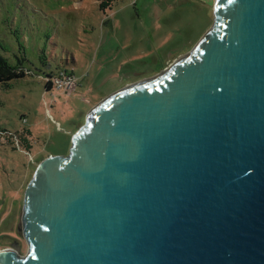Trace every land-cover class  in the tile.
I'll list each match as a JSON object with an SVG mask.
<instances>
[{"label":"water","instance_id":"water-1","mask_svg":"<svg viewBox=\"0 0 264 264\" xmlns=\"http://www.w3.org/2000/svg\"><path fill=\"white\" fill-rule=\"evenodd\" d=\"M94 106L24 191L0 264H264V0Z\"/></svg>","mask_w":264,"mask_h":264},{"label":"rangeland","instance_id":"rangeland-1","mask_svg":"<svg viewBox=\"0 0 264 264\" xmlns=\"http://www.w3.org/2000/svg\"><path fill=\"white\" fill-rule=\"evenodd\" d=\"M202 0H119L106 14L95 0H0V44L9 65L32 76L0 84V251L19 248L24 191L33 166L65 158L87 113L127 85L187 55L213 24ZM71 69L73 87L45 93L38 78ZM29 131L28 154L15 142Z\"/></svg>","mask_w":264,"mask_h":264},{"label":"trees","instance_id":"trees-1","mask_svg":"<svg viewBox=\"0 0 264 264\" xmlns=\"http://www.w3.org/2000/svg\"><path fill=\"white\" fill-rule=\"evenodd\" d=\"M95 1L98 10L101 13L106 14V12L111 11L114 4L117 3L119 0H95ZM4 52H6V49L3 45L0 44V84H8L12 80L21 79L24 78L25 76H32L31 71L25 69L23 66V62L26 61L25 58L24 59L21 58L20 60H17L16 65L11 66L7 62L6 58L3 56ZM66 76H75V75L71 69L58 67L57 69L51 70V72H49L48 74H45L43 76H38V78L42 80V82H44L45 93H49V92L51 93L54 89L53 88L54 80ZM5 132L6 131H0V134H3ZM19 136L20 139L15 140V142L17 143V145L18 143L19 145L21 143L22 146L25 148L22 149V151L28 154L29 153L28 150L31 149V144L27 137H30L31 133L29 131H25V133H21ZM43 159H41L37 164L33 166L34 170L32 171V174L34 173L38 164Z\"/></svg>","mask_w":264,"mask_h":264},{"label":"built area","instance_id":"built-area-1","mask_svg":"<svg viewBox=\"0 0 264 264\" xmlns=\"http://www.w3.org/2000/svg\"><path fill=\"white\" fill-rule=\"evenodd\" d=\"M75 83V76H66L60 79H55L53 82V90L68 89L70 90Z\"/></svg>","mask_w":264,"mask_h":264},{"label":"crops","instance_id":"crops-1","mask_svg":"<svg viewBox=\"0 0 264 264\" xmlns=\"http://www.w3.org/2000/svg\"><path fill=\"white\" fill-rule=\"evenodd\" d=\"M202 1H207L208 2L207 4L209 5V9L213 10V5H214L215 0H202Z\"/></svg>","mask_w":264,"mask_h":264}]
</instances>
